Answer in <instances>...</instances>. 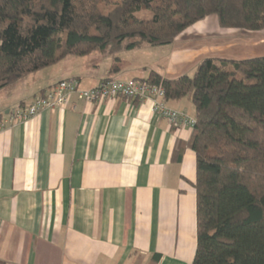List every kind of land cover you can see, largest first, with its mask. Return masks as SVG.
<instances>
[{
  "label": "crops",
  "instance_id": "0c3cea01",
  "mask_svg": "<svg viewBox=\"0 0 264 264\" xmlns=\"http://www.w3.org/2000/svg\"><path fill=\"white\" fill-rule=\"evenodd\" d=\"M244 37L211 16L167 47L67 56L0 90V118L71 78L91 89L103 80L148 79L150 71L192 77L206 58L238 56ZM116 64L120 71L112 72ZM167 106L195 117L188 98ZM151 109V102L72 95L62 108L0 129V262L193 264L194 128Z\"/></svg>",
  "mask_w": 264,
  "mask_h": 264
},
{
  "label": "trees",
  "instance_id": "16d2710c",
  "mask_svg": "<svg viewBox=\"0 0 264 264\" xmlns=\"http://www.w3.org/2000/svg\"><path fill=\"white\" fill-rule=\"evenodd\" d=\"M115 1L105 10L114 0H0V90L67 56L172 45L211 16L223 29L264 31V0ZM147 80L195 108L193 264H264V56L206 58L192 77Z\"/></svg>",
  "mask_w": 264,
  "mask_h": 264
},
{
  "label": "built area",
  "instance_id": "2783aa9c",
  "mask_svg": "<svg viewBox=\"0 0 264 264\" xmlns=\"http://www.w3.org/2000/svg\"><path fill=\"white\" fill-rule=\"evenodd\" d=\"M76 95L79 100L88 103H101L106 100L125 99L138 103L151 102L154 116L166 120L177 127H191L196 125L195 118L185 112L170 109L167 106L165 90L162 85L154 84L148 80H103L91 89H79L76 79L60 82L58 85L40 96L30 106L16 109L7 120L0 118V129L6 124H17L29 121L45 109L64 107L70 96Z\"/></svg>",
  "mask_w": 264,
  "mask_h": 264
},
{
  "label": "rangeland",
  "instance_id": "374dc122",
  "mask_svg": "<svg viewBox=\"0 0 264 264\" xmlns=\"http://www.w3.org/2000/svg\"><path fill=\"white\" fill-rule=\"evenodd\" d=\"M115 2H117V1L114 0V2L110 6H108V7L105 6L104 9L105 10L112 9L113 8V5H115ZM102 7H104V6H102ZM136 16L138 18H141V19L150 20V19H152L153 14L150 11L142 10V11L136 13ZM227 30H237V29H227ZM240 31H241V34H244L245 35L243 41H240V43H241L240 45L241 46H244L245 45V47L240 48V51H241V49H243V51L240 54H238V56H233L232 58H230V60L231 59H234V60H242V59H248V58H253V57H258V56L259 57L264 56V31L258 32V33L248 32V31H243V30H240ZM242 32H244V33H242ZM241 38H243V37L241 36ZM162 47H167V46H162ZM95 53H99V52L93 51V52L89 53L86 56H91V55H93ZM99 54H102V53H99ZM110 56L115 57V56H117V54L116 55H110ZM73 79H75V78H73ZM110 80H112V79H110ZM129 80H132V79H129ZM142 80H145V79H142ZM78 82H79V80H78ZM79 85H80V82H79ZM193 118H195V117H193Z\"/></svg>",
  "mask_w": 264,
  "mask_h": 264
}]
</instances>
